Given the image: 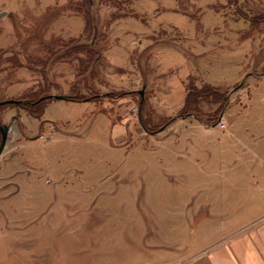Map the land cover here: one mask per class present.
<instances>
[{"label": "rangeland", "instance_id": "obj_1", "mask_svg": "<svg viewBox=\"0 0 264 264\" xmlns=\"http://www.w3.org/2000/svg\"><path fill=\"white\" fill-rule=\"evenodd\" d=\"M0 15V102L18 101L0 106V264H84L101 242L76 219L35 226L50 198H118L108 228L133 212L140 232L142 198L180 195L164 154L199 132L181 118L224 122L214 159L231 125L264 134V0H0Z\"/></svg>", "mask_w": 264, "mask_h": 264}, {"label": "crops", "instance_id": "obj_2", "mask_svg": "<svg viewBox=\"0 0 264 264\" xmlns=\"http://www.w3.org/2000/svg\"><path fill=\"white\" fill-rule=\"evenodd\" d=\"M188 120L189 128L199 132H175L173 148L164 154L174 160V184L185 197L142 198L140 232L134 229V198L126 201L132 214L124 227L108 228L103 217L117 220V214L98 212L108 211L118 198H50L45 215L30 210L35 226L41 219L62 218L81 221L72 232L89 235L94 229L103 240L81 245L84 264H264V134L253 133L261 122L236 132L232 125L226 133L220 131V152L214 159L208 150L220 121L204 125L185 117L180 123Z\"/></svg>", "mask_w": 264, "mask_h": 264}, {"label": "trees", "instance_id": "obj_3", "mask_svg": "<svg viewBox=\"0 0 264 264\" xmlns=\"http://www.w3.org/2000/svg\"><path fill=\"white\" fill-rule=\"evenodd\" d=\"M89 2H90V0H89ZM206 88H204L203 90H195V89H193V90H191L190 92H189V95H188V103H187V105L185 106V108H184V111L181 113V116H186V115H188V116H190L189 114V110H188V106H190V105H192L193 104V102L195 101V100H193L192 101V99H195V98H199V97H202L203 96V94L204 93H209L208 92V90H207V92H206V90H205ZM50 98L49 97H45V98H40V99H38V100H36V101H34V102H31V104H26L27 105V107H29V108H31V107H36V106H40V105H42V103L45 101V100H49ZM41 107V106H40ZM39 107V108H40Z\"/></svg>", "mask_w": 264, "mask_h": 264}, {"label": "water", "instance_id": "obj_4", "mask_svg": "<svg viewBox=\"0 0 264 264\" xmlns=\"http://www.w3.org/2000/svg\"><path fill=\"white\" fill-rule=\"evenodd\" d=\"M57 99H63V97H57ZM11 103H18V101H15V100H7V102L3 101V102H0V106H2L3 104L7 105V104H11ZM7 132H8L7 128L3 127L0 124V133L2 134V141H1V144H0V156H1L2 152H3V150H4L6 142H7V134H8Z\"/></svg>", "mask_w": 264, "mask_h": 264}, {"label": "built area", "instance_id": "obj_5", "mask_svg": "<svg viewBox=\"0 0 264 264\" xmlns=\"http://www.w3.org/2000/svg\"><path fill=\"white\" fill-rule=\"evenodd\" d=\"M219 126H220L221 128H224L226 125H225L224 122L221 120V121L219 122Z\"/></svg>", "mask_w": 264, "mask_h": 264}]
</instances>
